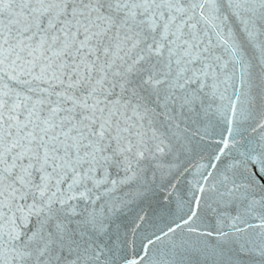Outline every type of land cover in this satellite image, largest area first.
<instances>
[{
  "label": "snow or ice",
  "instance_id": "6c2138e0",
  "mask_svg": "<svg viewBox=\"0 0 264 264\" xmlns=\"http://www.w3.org/2000/svg\"><path fill=\"white\" fill-rule=\"evenodd\" d=\"M0 264H264V0H0Z\"/></svg>",
  "mask_w": 264,
  "mask_h": 264
}]
</instances>
